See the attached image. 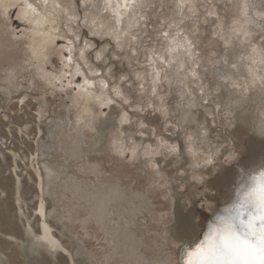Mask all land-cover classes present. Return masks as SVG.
<instances>
[{
	"label": "bare ground",
	"instance_id": "bare-ground-1",
	"mask_svg": "<svg viewBox=\"0 0 264 264\" xmlns=\"http://www.w3.org/2000/svg\"><path fill=\"white\" fill-rule=\"evenodd\" d=\"M20 1L22 0H0V11H3L2 14L6 15L7 13H9L10 7ZM24 2L25 5L23 7L20 6L21 11H19V15L21 16V18H24V20L28 19L29 21H31L32 24V30L29 29L31 30V32L29 33V35L25 36L26 47H23V43L15 42L14 39L16 37L13 38L14 36L12 29L10 32L8 28L4 26V24H2V22L0 21V83H7L8 85L5 89V98L15 99L26 93L24 91L25 88L22 90L19 86V81H22L24 79V76L22 77L21 73L26 72V68L30 67V69H32L33 71L35 70L37 74L36 77L38 78H42L45 73H48L44 71L45 65H47L46 62L49 58V55L51 54V45L56 43V38L58 37L73 39L74 43V45H72L71 47L72 51H70V55L73 57V59L72 61H67L68 67L72 68L71 73L73 72L71 81H68L69 84L66 83L70 87L69 90L73 86L77 85L78 87L79 85H83L85 79L94 81L95 85H98L99 81L103 79L109 84V89L115 87L122 90L117 83V73L115 71L116 66H114V63L105 60L104 58L101 60H96L95 54L97 53H93L91 50L93 48V44H91L88 40L90 38L84 37L82 34L83 30L85 29L84 27L89 28L90 33L92 32L93 34V28L91 25L92 21L94 20L95 31L101 36L103 35L104 39L106 38V36L110 38L103 44V48H105V46L109 44L110 50L116 49L114 41L116 40V38L106 33L110 32L113 27L123 29L125 32H130L131 30L129 29H133L135 27V25L139 22L140 17H145L147 15V8H151L150 3H152L153 1L136 0V6L129 9L127 13H125L121 8L120 11L122 15L119 24L115 23L114 13L111 10L103 11V0H91V3H98L100 5L101 10L99 12L90 8L83 7L84 0H80V2L79 0H72V2L76 5L74 9H69L67 7L69 0H47V4L44 3V0H24ZM123 2L124 0H113L114 5L116 3ZM253 2L254 1L252 0V3ZM249 3L250 2L248 1V4ZM256 3H258L257 7H260L262 9L264 0H258ZM27 4H32L33 7L36 8V13H32L27 8ZM57 5H59V7H57ZM209 6L211 7V4ZM143 8H146L147 12H142ZM253 8L254 7H252V9ZM207 9L206 11H203V7L200 8L199 6L194 7L192 10L199 13V17L207 14L208 12L209 14L211 13L210 15H212L213 10L209 8ZM63 11L65 12L66 16L63 15ZM82 11L85 15L88 16V21L84 22V24H78L76 20H68V14L73 15L72 13H75L79 16V13L81 14ZM139 12H142L143 14L139 16ZM253 12L255 13L254 9ZM217 16H214V18ZM256 16L257 15H254V17ZM143 17L142 19H144ZM218 19L221 18L219 17ZM199 21V23H194V29L196 32H194L195 35L189 34V37L187 38L188 40H192V42H194L193 40L203 38V34L208 31L205 26L204 28L203 26H201V24L204 25V20ZM205 21L209 23V17L206 18ZM212 21L214 22V20ZM242 23L243 24H241V26H244L243 29H241V33L243 32L242 35H240V32V34H236V31H231L232 28L231 30L229 29L228 35L227 33L221 35L223 36L221 37L222 41L217 44L219 46L223 45L225 52L222 54H219L217 52V54H215L214 56L212 55L211 57H209V61H205V68L201 69V72L203 74V77H201V79L202 81H204V78H206V76L207 79L208 77L212 79V85L209 87V92L211 93V95L216 94L217 100H220H218L219 105L217 106L216 104V117L211 118V120L220 118L218 109L222 110L220 109V106L226 103L227 100H229L226 108H223L226 114L225 117L228 118L227 122L229 123V129L228 127L226 128L228 133L230 131H234L237 135L242 137L241 139H244L243 137L248 136L249 131L252 132L253 130L255 133V137H264L261 135V128L262 125H264V117L262 116L264 115V87L261 86L260 80H257L256 83L252 85V77L250 76V70L252 72H255L257 77L264 76V71L262 70L264 69V62H262L264 61V51H262L264 50V35L261 43H258L256 45L252 44L253 46H251V44H249L250 42H246V40H248V35L246 34H249V26H247V23L249 22L245 19ZM71 28H73V31L71 30ZM194 29H192V31H194ZM74 30L80 31L81 35H79V33L77 34ZM237 30L239 31L240 29ZM77 38H80L79 41L77 40ZM123 38L124 37H121V39ZM85 44H89L91 45V47L85 48ZM126 44H128V42ZM69 47L70 46H68L67 48L68 50ZM82 48H85V60L83 61L79 59V52ZM253 48H256L257 51L253 52ZM184 55H186V53ZM187 57L190 56L187 55ZM111 60H114L113 57L111 58ZM165 60L166 58H164V61ZM224 60H227L228 63L224 64ZM196 61L197 60H195L194 65ZM77 63L80 64L81 72L83 73V81L81 83H75V79L73 78L75 76V65ZM85 64H88L91 67L85 69ZM186 64L187 62L183 60L181 63V67H185ZM233 64L236 65V68H232ZM195 66H197V64ZM32 70L30 72H32ZM93 72L99 73V76L93 77ZM197 72L199 73V75L201 74L199 70ZM27 73H29V71ZM182 73L185 74L184 72ZM29 75H31V73ZM222 76L227 77V79H221ZM59 78H61V76ZM160 79L161 81L163 80L162 78ZM44 80L46 82H50L53 85H56V83L52 81L51 78ZM31 81L32 85L36 86L35 79H32ZM233 81L237 85H240V87H234L232 83ZM60 82L62 81L60 80ZM177 82L179 81L177 80ZM245 84H249L250 86L245 88L243 87ZM95 85L88 91H84L83 88L78 87V91L80 90L78 92V95L86 98L87 102L85 104H83L81 101L78 102L81 105L82 110L81 108H78L81 112L79 114V117H76V122L71 121L72 118L70 119L71 108L69 107H62L58 115L54 113L57 115L56 117H54L56 120V124L54 126L51 125V127L47 129V135L42 138L40 145L41 159L38 158V156L36 157L33 154H29V160H31V164L29 165L28 163H25L23 169H25L26 172H28L29 169L31 175L30 178L36 180L39 183V189L41 191L43 190L39 195V200L32 204L33 211H31V213H33L34 217H36L39 222L48 218L54 228L61 231V233L57 232V234L59 233V238L63 235V239L68 240L63 242H68L67 244H70V247L68 248H70L78 257L77 260H74L73 263L70 261L72 264H82L83 261L93 258L95 259V264H98L96 258L94 257V253L97 252H90L89 250H87V246L85 247L86 243L84 244L83 242L84 239L82 240L80 236H78L72 229L71 231L66 225V221L70 222V220H72L78 208H80L79 210H81L85 214V218L83 219V221H80L83 223L82 229L86 233V236L90 235V231L88 232L87 227L94 222L96 225L95 228L97 229L96 231H94V238L99 243H106L105 246L103 245L101 250L102 252L104 251L105 254V256H103V261L104 258H106V262L109 263L119 258L120 260H123V262H126L128 264H137V261H142L143 264H175V262L180 259L182 255V249L180 245L183 244L184 246H189L194 245L195 242H198V238H202L203 232L207 231L208 225L215 223L216 216L223 215L224 209L226 207L231 205L239 195L243 194V192L247 190L248 187L257 182L260 176V172L264 170V139H262L263 141H261V139L255 137L253 139L246 138V140L250 144L249 147H251V150L252 148H255L257 146V151L253 153L251 158H247L245 161L243 159L242 162L244 161V165H239L237 169L234 170L232 169L234 167L230 168L225 165L223 168L227 171L224 172L225 175L223 177L216 179V177L214 176L212 178V181L211 179L209 180L212 186L207 187V189L211 191V198H207L204 202L205 207L209 212L208 214H205V218L207 221L200 225L194 222L195 214H193L191 208L189 211L190 213L185 212L186 210L184 208L187 205L183 200V206L179 202L178 203L180 205H177L174 202L175 198L172 197V200H169L170 204H172V209L170 210H166L168 207L158 208L154 201V198L156 197L155 194L158 192L161 196L163 195V197L167 201L169 199L168 197L172 196L171 194L173 192V185L171 183L172 181H169L168 178H175L176 176H178L175 172H171L174 169L169 170V175L165 174L164 179L167 181V188H165L166 190H163V188L160 187L159 182L158 185L155 184L153 176L158 172L159 174L160 172L163 173L164 170H167V167L169 166L172 167L178 165L176 163L180 162L183 156V158L187 159L186 161L190 160V162H193L194 167L192 166V164H190V166L194 168L193 176L196 183H198L199 180L205 175H214L213 172H215V168L213 169L212 167L215 166V163L213 164V161L217 153L216 142H214L211 137L209 138V130L208 127H206L207 121H200V119L197 117L198 113L196 114L193 108V106H195L197 102L201 103V99H198L195 102H190L191 100H193L192 98H190V100L187 102L189 103L190 107H187L184 104L186 103L184 100L180 103L181 117L178 116V118L180 123L183 124L180 125L189 128V132H191V134L193 135L192 142H189L187 138H184L183 141L180 140L177 143H174V139L172 141H169L171 143L173 142L175 145L181 146V152H184L185 143L187 144V148L191 143V155L185 152L186 155H189V158L184 153L180 156L177 154H166L167 150L163 151L166 152L163 153V158L156 156L146 160L142 158L141 160L140 156V160H138V162L141 163L142 166L137 168V170H141L148 177H152V179L150 177H147L148 183L146 184V186L141 187L138 185L136 186L135 184L131 185L127 183L126 180L130 178V175L122 170H116L110 172L109 174H104L105 172L102 170L100 165L92 162L89 158L90 154L106 153L109 149V151L118 149V153H120L121 155H126V153L128 152L127 150L131 151L132 146H139L141 142H143L144 144L148 140L137 136L138 132L135 128V119L130 117L131 113L130 116L128 115V120L131 123H121V121L124 119V112L122 113V108L120 109L117 106L118 103H107L108 99L113 98V93L109 92V89L104 91V95L100 100L96 99L97 96H101V93L98 88L95 87ZM152 85L154 86L153 83ZM186 86L189 88V84H186ZM0 88L3 87L0 86ZM245 89L248 90V95L246 93H244L246 95H242L241 93V95H238L240 90L244 91ZM152 91H154V89ZM181 91L183 92L185 90L183 89ZM140 93L142 92L140 91ZM235 94H237V97H235ZM27 95L28 94H26V96ZM138 95L139 94H137V96ZM188 95H195V91L189 88ZM207 97L210 98V94H208ZM72 99L74 100V97ZM208 100L210 101V99ZM76 101L77 100H75L74 103H76ZM174 104H176V102ZM97 105H109L110 114L105 117H98V120H93L94 122L91 121L92 123H90V120L98 114H96L95 110ZM176 105L179 104L177 103ZM75 106L77 107L76 104ZM134 106L136 105L133 104V107ZM209 110L206 111L208 112V114H210ZM170 112H172V110ZM115 113H117V116L113 117ZM38 118L40 117L38 116ZM222 120L223 119H221V121ZM77 121H80V123H77ZM64 125H68L69 131L74 133L72 136H69L72 140L70 143L67 142V138L65 137L66 134H60V132L62 131L61 127H63ZM87 126L95 129L94 137L90 138V136L84 133L83 129H85ZM213 126L217 125L215 124ZM140 133L142 132L140 131ZM163 140L165 141V139ZM151 145L152 147H155L156 143L153 142ZM224 149L225 148L221 150ZM246 149L248 148L246 147ZM143 150L144 147H138L137 153L142 154ZM227 152H230V150H226L224 155ZM5 157L11 159L13 162L19 165L16 162L18 161L17 159L20 158L18 155L15 154L11 156L10 154H8ZM148 162L156 163L158 165V169L149 172L146 168ZM30 167L33 171L30 169ZM133 168L134 170H136V167ZM179 168H181V166ZM23 169L21 168V171H18L20 173L17 172V175L14 178L15 186L13 188L12 186L8 187V183L6 182L1 183L0 185V264H58V260L56 261L53 257L48 255L50 251L49 243L51 242V238L49 236H45L44 234L42 235L44 231L41 232L37 229L36 231L35 229L31 228L33 229V231L35 230L37 232L31 233V231L27 229L26 226V223L29 224V221L25 223L24 220L28 219L29 214H27V212H24L23 210L17 211L20 208V206L17 204V200H22L20 198V194L23 189L22 186L25 176V171ZM253 177H256L257 180H253ZM220 181L222 182L221 184L219 183ZM216 182L218 183V185H216ZM196 183L195 185H197ZM216 190L218 191L216 192ZM4 193H7V195H4ZM177 194L178 193H176V195ZM9 198L10 202L8 201ZM24 205L26 206V204ZM101 206H103L104 208V216L102 217L100 222H97L95 216L97 209ZM169 215H171L170 218L168 217ZM157 216L160 217V221L166 222V226H164L166 229H164L165 233H162L165 234V236L157 231L158 227H155V229H153L152 227V225H154L153 223H155V217ZM177 220H179V223L176 222ZM171 222H175L177 224ZM162 225V223L159 224V226ZM44 227L45 226H43L42 230L46 228ZM95 228L92 229L95 230ZM38 236L45 237V239L37 240L36 238ZM46 237L48 239H46ZM31 242H33V244ZM51 249L57 250L58 247H51ZM82 253H84V255H82ZM63 255L66 256V254ZM117 261L115 262L120 263Z\"/></svg>",
	"mask_w": 264,
	"mask_h": 264
},
{
	"label": "rangeland",
	"instance_id": "rangeland-1",
	"mask_svg": "<svg viewBox=\"0 0 264 264\" xmlns=\"http://www.w3.org/2000/svg\"><path fill=\"white\" fill-rule=\"evenodd\" d=\"M150 1H153V2L150 3L151 8H147L148 12L146 11V8L142 9V12H147V15L145 16L147 18L142 16L144 18L142 19V17H140V20L135 25V27L133 29H129L131 31L127 32L128 35L122 36L124 37L122 39L123 41L122 51L120 48L110 50L109 44H107L105 48H103L104 47L103 44L107 42V40H109L110 38L106 36V38L104 39V36L103 35L101 36L100 34L93 35L92 32L90 33V29L87 27H84L85 29L83 28L84 30L82 34L84 37L90 38L88 40L90 41L91 44H93V48L91 49L93 53H97V54L99 53L102 56L101 59L104 58L105 60L111 61L112 63H114V66H116L115 71L117 73V76H116L117 83L122 89L121 91L123 93V98L127 99L129 102L127 105H124L121 101H119L120 99H117L116 103H118L117 106L120 109L122 108L123 110L122 113L126 112L127 115L129 116L131 113L130 117L135 119V123H136L135 128H136V131L138 132L137 136L148 139L147 140L148 143L146 142L143 144V142H141L139 144L140 148H143V145L144 146L150 145L151 148L149 149V151L151 152L152 150H155V148L156 149L158 148V145H160L158 143H160L163 139H165L168 145H173L174 143H177L180 140L183 141L184 138H187L188 134L192 135L191 132H189V128L183 127L182 126L183 124L180 123L179 121L178 116H180L181 114V111H180L181 104L180 103L184 100L186 102L184 104L187 107H190L189 103H187L190 100V98L193 99L190 102H193V101L195 102L198 99H201V103L197 102L196 105L193 106V108L196 114L198 113L197 117L200 119V121H207L206 127H208V130H209L208 131V133L210 134L209 138L211 137V139L214 142H216L217 153L213 161V164L215 163V166L212 167L213 169L215 168L214 170L215 172L212 171L214 175L213 176L205 175L204 177L200 179L201 181L199 180V182L196 183V181L194 180L195 178L193 176V170H194L193 162L192 161L190 162V160L186 161L187 159L183 158L184 157L183 156L180 162L176 163L178 165L175 164L177 167L176 166L167 167V170H164L163 173L160 172L161 175L159 174V172L156 173L154 175L155 177L153 176V180L155 181L156 185H158V182L160 184L161 183L165 184L166 187H162V188L163 190H166L165 188H167V184H166L167 181L164 179L165 174L169 175L170 173L169 170L174 169L171 172L173 173L175 172L176 175L178 176H176L175 178L174 177L168 178L169 181H172L171 183L173 185L172 188H173L174 193L172 192L171 194L172 196L169 195L170 197H168L169 199L167 201L163 197V195L161 196L158 192L155 194L156 197L154 198V201L158 208L171 207L169 209L167 208L166 210L172 209V204H170V201H169L170 199L172 200V197L175 198L174 202L177 205H180V204L182 205V202L184 201L186 202V205H187L184 208L186 210L185 212L188 213L191 208V210L193 211V214H195L194 222L202 225L204 222L207 221L205 218V214H208L209 212L208 209H206L205 204H204L207 198H211L210 197L211 191L207 189V187L212 186L209 180L211 179L212 181V178L214 176L216 177V179L223 177L225 175L224 172L227 171V170H224L223 168L225 165H227L230 168L234 167L232 168L233 170L237 169L239 165H244V161L247 158H251L253 153L257 151V148H256L257 146L255 148H252L253 150L252 151L251 147H249L250 145L249 142L246 140V138L253 139L255 137V133L253 130L252 132L249 131V135L244 136L243 137L244 139H241L242 137L237 135L234 131H230L228 133L226 128L228 127L229 129V123L227 122L228 118L225 117L226 114L223 108H226L229 100H227L226 103L220 106V109L222 110L218 109L220 113L219 114L220 118L211 120V118L216 117L215 115V111L217 110L216 104L218 106L220 100L219 99H218L219 101L217 100L216 94L211 95V93L209 92V87L212 85V79L209 77L207 79V76H206V78H204L205 80L202 81L201 77H203V74L201 72V69L205 68V61L206 60L209 61V57H211L212 55L214 56L215 54H217V52L219 54H222L225 52L224 46L223 45L219 46L217 44V43H220V41H222L221 37L223 36L221 35H224L225 33H227L228 35L229 29L231 30V28H232L231 31L233 32L236 31L235 32L236 34H240L241 29H243L244 27V26H241V24H243L242 22L245 19L248 20L249 22L247 23V26H249V29H248L249 34H246L248 35V40H246V42L248 43L250 42L249 44H251V46H253L252 44L256 45L258 43H261V41L263 40V35H264V12H263L264 4L261 9L260 7L259 8L257 7L258 3L256 2L258 0H253L254 1L253 3H252V0H212V1L211 0H150ZM248 1L250 2L249 4H248ZM210 4H211V7L209 6ZM24 5H25L24 0L12 5L10 7L9 13H7L6 15L2 14L3 11H0V13L2 14V15L0 14V21L2 22V24H4V26L8 28L10 32L12 29L13 36H14L13 38L16 37L14 39L15 42L23 43V47H26V43H25L26 37L25 36L29 35V33L31 32L32 24H31V21H29L28 19L24 20V18H21V16L19 15L20 13L19 11H21L20 6L23 7ZM199 6L200 8L203 7V11H206L207 8L212 9L213 10L212 15H210L211 13L209 14L208 12L207 14L199 17L200 16L199 13L192 10L194 7H199ZM252 7H254L253 9L255 13L253 12ZM142 12H139V16L143 14ZM72 14H75V13H72ZM63 15H65L64 11H63ZM247 15H250V16H247ZM254 15H257V16L254 17ZM76 16L78 17V19H76V22L78 24L80 23L84 24L85 21L83 19H84L85 14L83 13V11L81 14L79 13L80 18L78 15ZM214 16H217V17L214 18ZM202 17H204L205 19L209 17V23H207L205 19ZM219 17L221 19H218ZM211 19L214 20V22ZM199 20H204V25L201 24V26H203V28L205 26L208 31H206L203 34V38L193 40L194 42H192V40H188L187 38L189 37V34L190 35L194 34L195 32L194 25L196 23H199L200 22ZM192 29H194V31H192ZM237 29H240V30L238 31ZM71 30L73 31V28H71ZM250 30H253V31H250ZM74 31H76L77 34L79 33V35H81L80 31L78 30H74ZM165 33H167V35H165ZM242 33L240 35H242ZM131 36L135 37V40H132ZM58 38H56V43L51 45L52 46L50 50L51 54L49 55V58L46 62L47 65H45V69H44L45 72H48L47 74H50L51 80L54 81L56 85H53L50 82H46L42 78L36 77L37 76L36 71L35 70L33 71L32 69H30V67L26 68V72L21 73L22 77L24 76L23 77L24 79L22 81H19V83L21 84V85L19 84V86L21 87L22 90L25 88L24 91L26 92L23 95H21L22 97L20 96L15 99L5 98L6 96L5 89L7 88L8 85L7 83L6 84L0 83V86L4 88V89L0 88V185L1 183L6 182L8 183V187L12 186L13 188L15 186L14 178L16 177L17 172L21 171L20 170L21 168L22 169L24 168L25 163H28L29 165L31 164V160H29V154H33L36 157L38 156V158H40V150H41L40 145H41L42 138L47 135V129L51 127V125L54 126L56 124L55 123L56 120L54 117H56L59 114V111L62 107L66 106V107L71 108L70 109V113H71L70 119L72 118L71 121L76 122L81 112L79 111L80 109H78V108H81V105L78 102L81 101L83 104L87 102L86 98H83L82 96L78 95V92L80 90L78 91L79 88L77 87L76 84H75L76 86L71 87L70 89L71 91L69 90L70 88L69 85L66 84V83L69 84V82L72 79V74H73V72L71 73L72 68L68 67L67 65V61H68L67 58L71 56L70 51L67 49L69 46L68 42L69 40L73 41V39H67L65 37H58ZM79 39L77 40L79 41ZM125 42L126 43L128 42V44H126ZM251 42H254V43H251ZM187 44H190L192 48L189 47V45ZM72 45H74V43H72ZM101 49H105L106 51H102ZM185 53L186 55H184ZM97 54H95V56ZM187 55L190 57H187ZM112 57L114 59L113 61L111 60ZM164 58H166L165 61H164ZM183 60L187 62L185 67H181V63ZM195 60H197L195 63V65L197 64V66L194 65ZM31 70L33 73L30 72ZM194 70H197V71L199 70L201 74L199 75V73L195 71L196 74L193 77L192 73ZM262 70L264 71V69ZM28 71L29 73H27ZM68 71L70 74L68 73ZM182 72H184L185 74H183ZM30 73L31 75H29ZM64 73L66 75V79H65ZM157 74H158V77H157ZM60 76L63 79L59 78ZM186 76H191L192 78L186 77ZM73 78L75 79V83L77 82L81 83L83 81L82 75H79V76L75 75ZM160 78H162L163 80L161 81ZM32 79H35L37 87L32 85V81H31ZM60 80L62 82H60ZM177 80L179 82H177ZM185 82L186 84H189V88L191 90L195 91V95H188L189 88L186 86ZM152 83L154 84V86L152 85ZM30 84L32 85V87ZM60 87H63V88L66 87V88L63 89ZM110 89L108 90L109 92H111ZM153 89L154 91H152ZM183 89L185 91L182 92L181 90ZM74 90H77V91H74ZM31 91H33L34 93ZM140 91L142 93H140ZM240 93L242 95L244 93H246L247 95L249 94L248 90L246 89L244 91L240 90L238 95H241ZM26 94L28 95L26 96ZM137 94L139 95L137 96ZM208 94H210V98L207 97ZM73 97H74V100L72 99ZM235 97H237V94H235ZM208 99H210V101ZM21 100H24L23 104L20 103ZM75 100H77L76 103H74ZM148 100H150L151 103ZM175 102L176 104L178 103L179 105L174 104ZM75 104L77 105V107L75 106ZM133 104L137 106V109H136V106L133 107ZM98 106L99 105H97L95 109L96 114L97 113L98 114L95 115V117L90 120V123L98 120L100 117H105L110 114L109 105H102V106L100 105L99 107ZM171 110L172 112H170ZM208 110L210 111L209 112L210 114L206 112ZM54 113H56L57 115ZM38 116L40 118H38ZM116 116H117V113L113 115V117H116ZM262 116L264 117V115ZM221 119H223L225 122L223 120L221 121ZM215 124L217 126H213ZM141 125H144V127H141ZM86 128H85L86 130L83 129L84 133L90 136V138L94 137L95 129H92L91 127H88V126ZM61 129H60L61 132L59 130L58 131L60 132V134L61 133H63V135L66 134L65 137L67 138V142L70 143L72 140L70 139L69 136H72L74 133L69 131L68 125H64L63 127H61ZM140 131L143 133V135H141ZM255 138L261 139V141H263L262 139H264V137H261V136L255 137ZM173 139H174V143L169 142V141H172ZM151 142L152 143L155 142L157 147L153 146L154 147L153 148L151 145L152 144ZM186 145L187 144L185 143L184 152L180 151L179 154L177 155L180 156L183 153L185 155L186 153L191 155ZM246 147L248 149H246ZM217 148L220 150H218ZM223 148L225 149L221 150ZM114 150H111L109 152L107 151L106 152L107 154L106 153L90 154L89 158L92 162L100 165L102 170L105 172L104 174H109L110 172L116 171V170H119V171L122 170L130 175V178L126 180L127 183L131 185L135 184L136 186L138 185L141 187L146 186V184L148 183L147 182L148 176L141 170H137V168L142 166L141 163L138 162V160H140V156H141V160L142 158L145 160L149 159L148 157L143 156L144 150L142 154L139 153L137 155L138 157L133 156L131 154V151L129 150H127L128 152L126 153V155H121L120 153H118V149H114ZM165 150L166 148L163 149V147H159V151L162 153V155H158V157L163 158L164 157L163 153L167 152V151L163 152ZM226 150H230V152H227L224 155ZM8 154H10L11 156L15 154L18 155L20 158L17 159L18 161L16 162L19 165H17L11 159H8L7 157H5ZM166 154H169V153H166ZM189 155H186V156H188L189 158ZM153 157H156V156H153ZM243 159L244 161L242 162ZM217 163H219L220 165ZM190 164H192L193 167H191ZM151 165H156V168H153ZM179 165L181 166V168H179L180 167ZM146 166L149 172H152L158 169V165L154 162L152 163L148 162ZM133 167H136V170H134ZM23 170L25 171V169ZM30 176L31 175L28 169V172L25 171L24 182L22 186L23 189L20 194V198L22 200H17L18 201L17 204L20 206L21 209L19 208L17 211L23 210L24 212H27V214H29L28 219H24V220H25V223L29 221V224L26 223L27 224L26 226H27V229L31 231V233L32 232L35 233L37 230L41 232L44 231L42 235L44 234L45 236H49L51 238L50 239L51 242H54L55 244L59 245L57 250L56 249L53 250L51 249V247L49 248L50 250L48 253L49 256L53 257L54 260L56 261L58 260L57 261L59 262L58 264L60 263L69 264L71 262L73 263L74 260H77L78 257L73 253V251L70 248H68L70 247V244H67L68 242H65L66 244L63 242V241H68V240H64L62 237L63 235L60 236L59 238V233H61V231L55 229L48 218L46 220L44 219L43 221L39 222L38 219L34 217L33 213H31V211H33L32 204H34L35 202H37V200H39V195L42 193L43 190L41 191L39 189V186H38L39 183L33 178H30ZM150 178L152 179V177ZM160 180H163V181H160ZM195 183L197 185H195ZM219 183L221 184L222 182L220 181ZM216 185H218L217 182H216ZM217 191L218 190H216V192ZM175 192L178 194L176 195ZM4 195H7V193H4ZM9 200L10 198L8 199V201ZM24 204H26V206ZM79 209L80 208L76 210L77 212L73 216L72 220H70V222L66 221L67 222L66 225L70 230L72 229L78 236H80L82 240L84 239L83 242L84 244L86 243L85 247L87 246L88 248L87 250H89L90 252H95V251L97 252V253H94V257L96 258L98 264H105V263L106 264H110V263L128 264L126 262H123V260H120L119 258L115 259V261L119 260L117 262H120V263H116L114 260L108 263L106 262V258H104V261H103V256H105V254H104V251L102 252L101 250H102L103 245L105 246L106 243L104 242L99 243L94 238L95 236L94 231L97 230L95 228L96 225L94 222L93 224H90L87 227L88 232L90 231L89 233L90 235L86 236V233L82 229L83 223L80 221V220L83 221V219L85 218V214ZM170 216L171 215H169L168 217L170 218ZM160 220L161 219L159 216L155 217V221L153 220L155 223H153L154 225H152V227L153 229H155V227H158L157 228L158 230L157 229L156 230L160 232V234H162V233H165L166 229L164 226H166L165 224L166 222L164 221L162 222ZM178 221L179 220H177L176 222L179 223ZM161 223L163 225L159 226V224ZM171 223H175V222H171ZM43 226L46 227V228L44 227L45 228L44 230H42ZM31 228L35 230L37 229V230L33 231V229ZM92 228H95V230H93ZM57 232L59 233L57 234ZM162 235L165 236V234H162ZM46 239L48 238L46 237ZM33 242L31 243L33 244ZM63 254H66L67 259H66V256Z\"/></svg>",
	"mask_w": 264,
	"mask_h": 264
},
{
	"label": "snow or ice",
	"instance_id": "snow-or-ice-1",
	"mask_svg": "<svg viewBox=\"0 0 264 264\" xmlns=\"http://www.w3.org/2000/svg\"><path fill=\"white\" fill-rule=\"evenodd\" d=\"M44 3L47 4V0H44ZM136 6V0H124L123 3L113 4V0H103V11L111 10L114 13L115 23L119 24L121 20V11L122 8L125 13L131 8ZM59 7V5H57ZM67 7L69 9H74L76 5L69 0ZM83 7L93 9L97 12L101 10L98 3H91V0H84ZM27 8L32 12L36 13V8L32 4H27ZM78 17L73 14L68 16V20H76ZM84 21H88V16H84ZM93 35L98 33L95 31V21H92ZM112 35L116 38L115 46L123 50V41L122 36H127L128 33L123 29L113 27L110 32L106 33ZM167 35V33H165ZM78 39V38H77ZM132 40H135V37H132ZM69 51H72L71 45L72 40H69ZM91 47L89 44H85V48ZM189 47L191 45L189 44ZM85 48L80 49L79 59L85 60ZM102 51H106L102 49ZM257 49L253 48V52H256ZM264 51V50H262ZM69 61H72L73 57L69 56L67 58ZM96 59L100 60L101 55L98 53ZM264 62V61H262ZM228 61L224 60V64H227ZM255 63V61H254ZM76 72L75 75H82L80 64L75 65ZM91 66L85 64V69L90 68ZM232 68H236V65L233 64ZM195 71L192 75L195 76ZM11 75V74H10ZM93 77H98L99 73L93 72ZM250 76L252 77L251 84L254 85L257 80L261 81V86L264 87V76L257 77L255 72L250 70ZM49 74L45 73L42 79H49ZM221 79H227V77L222 76ZM234 87H240L234 81L232 82ZM95 85L94 81L88 79L84 80L83 85L78 87L83 88L84 91H88L93 88ZM249 84H245L243 87H249ZM101 93V96H97L96 99L100 100L104 95V91L109 89V84L101 79L98 85H95ZM142 87V85H141ZM110 91L113 93V98L107 100L108 104H115L117 99L127 105L129 102L127 99L123 98V93L119 88H111ZM21 104L24 103L23 100L20 101ZM124 119L121 123H131L128 120V115L125 112L123 114ZM80 123V121H77ZM144 127V125H141ZM143 135V133H141ZM187 135V134H186ZM261 135L264 136V125L261 128ZM189 142H192L193 135H187ZM140 146H132L131 151L133 156H137V148ZM144 155L151 159L153 156L162 155L159 151V147L166 148L167 153L169 154H179L181 146L178 145H168L166 141H161L157 149L152 150L150 145L143 146ZM188 151L192 152L191 143L188 146ZM153 168H156V165H152ZM257 180L256 177L252 178ZM160 187H166L165 184H160ZM104 216V208L101 206L97 209L95 219L97 222H100ZM91 219V218H90ZM37 240H44L45 237H37ZM50 247H59L58 244L54 242L49 243ZM182 249L181 258L178 259L175 264H264V170L260 172L259 179L256 183L252 184L247 188L243 194L239 195L237 199L228 207L224 209L223 215H217L215 218V223L209 224L206 232H203L202 238H198V242H195L194 245L184 246L180 245ZM84 255V253H82ZM82 264H95V259H90L83 261ZM137 264H143L142 261H137Z\"/></svg>",
	"mask_w": 264,
	"mask_h": 264
}]
</instances>
